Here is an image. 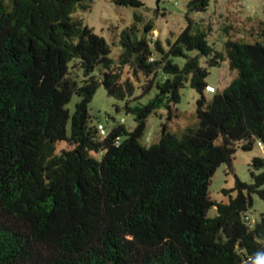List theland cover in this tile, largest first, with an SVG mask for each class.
<instances>
[{"label":"trees","instance_id":"trees-1","mask_svg":"<svg viewBox=\"0 0 264 264\" xmlns=\"http://www.w3.org/2000/svg\"><path fill=\"white\" fill-rule=\"evenodd\" d=\"M93 1L0 0V264H264V217L253 227L245 220L252 196L264 199V171H250L251 183L235 178L223 189L226 203L209 195L237 144L249 151L264 143V25L259 41L229 39L217 52L188 15L210 0H191L188 24L168 49L147 37L152 25L141 37L131 27L114 64L106 40L72 17ZM201 57L209 67L225 57L237 71L210 103ZM135 82L140 96L155 88L147 103L131 105ZM187 82L199 94L197 124L180 135L165 127L157 143L143 145L148 117L166 107L170 118ZM99 85L125 102L132 131L117 124L102 136L91 123ZM62 141L71 148L56 152ZM251 166L264 169V158Z\"/></svg>","mask_w":264,"mask_h":264},{"label":"rangeland","instance_id":"rangeland-1","mask_svg":"<svg viewBox=\"0 0 264 264\" xmlns=\"http://www.w3.org/2000/svg\"><path fill=\"white\" fill-rule=\"evenodd\" d=\"M141 7L119 6L113 0H94L88 10L77 9L72 17L80 19L83 25L103 37L110 46V58L114 64H118L122 52L120 45L121 34L124 30L134 27L137 35L141 37L145 33V26L152 25L153 31L147 35L151 40L158 39L165 49L168 44L173 43L179 34L185 29L187 21V5L191 0H140ZM193 31H203L208 43L217 52H224V43L231 39L234 41L254 43L260 39V28L264 25V0H210L204 12H190ZM198 52H187L188 56H195ZM207 58L201 57L200 64L208 69L206 78L207 86L204 96L210 103L215 94L223 92L229 84L237 77V71L231 70L227 58L219 66L209 67ZM172 61L183 66L184 57H172ZM125 70H127L125 68ZM94 74L101 80L100 69L96 68ZM75 75L78 81L83 79L81 68L76 69ZM134 96L138 97L131 101V105L147 103L156 93L153 88L148 94L140 96L142 89L139 82H135ZM199 94L191 88L187 82L180 89V101L171 106V116L166 107L159 108L156 113L150 115L147 127L141 142L150 146L160 140L161 134L166 127L168 132L180 135L187 128L195 126L198 122L196 116L197 100ZM79 97L73 95L67 108L72 114ZM125 102L108 96L103 85H99L92 101L89 104V113L93 125L102 124L109 132L115 125L123 124L128 131H132L136 125L134 117L126 114L123 108ZM242 143L236 145V152L232 167L221 164L212 177L209 186V195L217 203H226L228 195H224L223 189L235 187V178L243 182L251 183L250 171L260 173L264 169L256 171L252 166L255 156L264 158V143L261 146L254 145L252 150L242 149ZM56 152L70 149L67 142H58L55 145ZM92 157H99L91 153ZM264 189V186L262 187ZM231 195L234 197L236 191ZM253 206L246 212L250 218V226H254L264 217V199L258 194L252 196ZM217 215L216 207L208 212V217Z\"/></svg>","mask_w":264,"mask_h":264},{"label":"built area","instance_id":"built-area-1","mask_svg":"<svg viewBox=\"0 0 264 264\" xmlns=\"http://www.w3.org/2000/svg\"><path fill=\"white\" fill-rule=\"evenodd\" d=\"M97 128H98V130H99V132H100V134H101L102 136L107 135V132H106V130H105V128H104V126H103L102 124H98ZM117 143H118V141H117ZM258 145L260 146L261 143H258ZM245 220H246L247 222H249V221H250V218H249L248 216H246V217H245Z\"/></svg>","mask_w":264,"mask_h":264},{"label":"water","instance_id":"water-1","mask_svg":"<svg viewBox=\"0 0 264 264\" xmlns=\"http://www.w3.org/2000/svg\"><path fill=\"white\" fill-rule=\"evenodd\" d=\"M157 3H159V0H157Z\"/></svg>","mask_w":264,"mask_h":264},{"label":"crops","instance_id":"crops-1","mask_svg":"<svg viewBox=\"0 0 264 264\" xmlns=\"http://www.w3.org/2000/svg\"><path fill=\"white\" fill-rule=\"evenodd\" d=\"M261 146V145H260Z\"/></svg>","mask_w":264,"mask_h":264}]
</instances>
